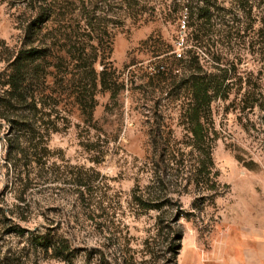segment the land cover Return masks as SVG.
Returning <instances> with one entry per match:
<instances>
[{
  "label": "rangeland",
  "instance_id": "1",
  "mask_svg": "<svg viewBox=\"0 0 264 264\" xmlns=\"http://www.w3.org/2000/svg\"><path fill=\"white\" fill-rule=\"evenodd\" d=\"M197 1L0 0V90L31 42L59 41L57 56L66 63L78 50H86L87 62L98 55L96 72L103 61L115 84L112 93L95 88L89 67L74 71L71 62L87 110L92 96L96 102L89 118L68 92L56 98L49 77L50 129L38 130L32 142L42 144L36 159L19 149L21 157L8 161L12 124L0 118V259L10 258L4 264H264V0H205L214 24L205 33L227 35L228 24L244 36L206 47L222 49L234 68L228 99L213 101L202 120L216 132L204 144L213 146L214 178L192 149L189 100L180 89L189 64L177 61L199 45L190 34H203L183 8ZM86 18L93 28L84 30ZM206 49L198 50L201 64L217 72L201 53ZM172 63L179 73L169 71ZM26 108L15 105L12 119L31 120ZM17 129L23 138L22 125ZM76 180L88 184L83 194ZM33 233L67 238L77 249L73 262L37 253Z\"/></svg>",
  "mask_w": 264,
  "mask_h": 264
},
{
  "label": "trees",
  "instance_id": "2",
  "mask_svg": "<svg viewBox=\"0 0 264 264\" xmlns=\"http://www.w3.org/2000/svg\"><path fill=\"white\" fill-rule=\"evenodd\" d=\"M200 3H203L202 7H199ZM211 7L212 6L205 3V0H198L197 4L193 7L188 4L183 5V8L187 9V18L195 20V25L201 28L203 34L196 36L190 34L192 35V42L195 41L199 45L187 49L186 58H183L181 55L177 61H179V63L187 62V64H189L187 67L182 68L185 72L181 77L183 79L182 81H184V85H180V89L184 87L188 95L189 101L185 112L190 119V122L188 123L192 126V128H189V133L193 140L192 149L199 158H204L208 161L209 165L206 173L208 177L214 178L216 173H213V146L207 144V147H205L204 144L206 138L208 139L209 134L215 136L216 132L215 130H208L205 128L202 120L205 113L211 116V104L213 101L218 98L223 100L228 99L229 94H231L230 85L232 83L234 84V75H232V69L234 68H232L230 60L226 58V54L222 49L215 48L213 52H209L206 47L212 48L214 47V44L224 38L232 42L233 40L239 41L241 38H244V36H240L241 38L239 37L240 32L243 31L239 26L228 24H225V26L229 28L226 33L227 35H223L221 30L218 31L215 36H211L208 32L205 33L204 30L207 27L214 26V24L211 23L212 16L207 12L208 8ZM193 9L196 11L193 12ZM188 10L190 11L188 12ZM84 27V30L93 28V22L86 18ZM69 41H71L70 38ZM211 42H213L212 45L210 44ZM33 44L34 42H31V49L19 52L14 61H12L10 71L6 74L7 80L2 84L3 88L0 90V110H4L3 112H0V118L12 124L11 131L9 132L10 138L7 140V143L9 149H11L10 153L13 152L14 157L12 158L9 156L7 158L9 162L18 159V156L21 157L22 154L19 149L32 150L33 153H35V159L38 155L37 151L41 150L40 148L42 144L40 145V142H36L35 145L32 144V142L38 138V130L50 129L47 125L52 116V110L47 112L46 107H48L49 104L44 100L45 98L48 100L53 99L52 96H47L46 93L52 90L48 83L49 77L55 80V84L59 89L58 92H55V94L57 93L56 98L60 99L61 95L68 92L69 98H72L81 112L87 114L89 118H93V110L96 107V102L92 96L90 106L87 110V100L80 95L81 92L75 89V74L68 72L71 62L75 63L72 67L74 71H80L82 68L89 67L95 88L97 87V83H99L103 90L113 92V86L115 85H110L111 79L109 75L106 76V66L103 61L100 62L101 65H103V69L99 73L96 72L95 64L98 63V55H95L93 60L87 62L89 60L87 59L89 58L88 53L85 49H82L81 52L78 50V58L74 57L69 63H66L62 57L58 58L57 56L61 52L59 41L54 43L53 47H35ZM199 49H206V52L202 50L201 53H205L210 57L209 61L212 62L214 70H217V72H208L204 70L201 64ZM54 59H59V63H54ZM176 66L175 63H172L169 71L174 72L178 70L179 73L180 69L176 68ZM68 74L73 78L66 79L65 75ZM59 76L65 77L58 79ZM176 77L178 76L176 75L175 78ZM165 80H167V78H165ZM17 104L27 105L26 109L31 113V120L30 118H26V122H18L15 118L12 119L14 116L12 109ZM6 113L9 115H5ZM24 123H26V125ZM17 125H22L24 128L23 130H25V136L23 135V138L18 136V129L16 130ZM40 135L41 134H39V137ZM13 144L17 145L16 148L11 147ZM23 145L25 148H23ZM201 145H204L206 149L201 148ZM43 149H45V146ZM33 153L31 155H33ZM203 163L204 161L200 159L197 162L199 167L200 165L203 166ZM199 167L196 169V174L201 176L205 171L201 170V167ZM76 185L79 187L81 194L88 189V184L83 180H76ZM197 185H199V181H197ZM215 186L216 184L213 182V186H211L210 189L213 190ZM30 244L31 248L37 253L50 256L53 259H59L63 262L72 263L75 257L74 252L77 250L68 245V240L64 236H50V234L46 233H33L30 238ZM9 261L10 258L7 256L0 259V263L3 264L8 263Z\"/></svg>",
  "mask_w": 264,
  "mask_h": 264
}]
</instances>
